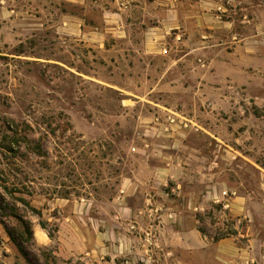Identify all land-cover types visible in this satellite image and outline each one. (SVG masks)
<instances>
[{
  "label": "rangeland",
  "instance_id": "obj_1",
  "mask_svg": "<svg viewBox=\"0 0 264 264\" xmlns=\"http://www.w3.org/2000/svg\"><path fill=\"white\" fill-rule=\"evenodd\" d=\"M254 232L264 0H0V264L208 263Z\"/></svg>",
  "mask_w": 264,
  "mask_h": 264
},
{
  "label": "crops",
  "instance_id": "obj_2",
  "mask_svg": "<svg viewBox=\"0 0 264 264\" xmlns=\"http://www.w3.org/2000/svg\"><path fill=\"white\" fill-rule=\"evenodd\" d=\"M80 4L83 0H62ZM80 19L74 15L62 14L59 21V31L63 35H76V32H81ZM98 37L90 36L85 38L90 43L99 41ZM259 233L254 232L250 234V239L245 247H239L238 244L232 242L230 239H222L213 244L217 255L212 262H206V256L201 252H196L195 256L199 264H244L250 261L252 264H264V241L261 242ZM261 243V244H260ZM247 259V260H246Z\"/></svg>",
  "mask_w": 264,
  "mask_h": 264
},
{
  "label": "trees",
  "instance_id": "obj_3",
  "mask_svg": "<svg viewBox=\"0 0 264 264\" xmlns=\"http://www.w3.org/2000/svg\"><path fill=\"white\" fill-rule=\"evenodd\" d=\"M8 131L11 133V135L4 134L2 139H1V145H2L1 148L3 150L11 152L12 151L11 149H13L11 147H13V146L15 149L19 150L21 147V144L19 142L20 138L25 139L26 141H28V143H32L31 140L27 139V137L19 135V129L17 128V126H13V127L8 128ZM34 149H35V150H33V151H35L34 153H36L37 155H40L41 148L38 144H35ZM26 206H28V205H26ZM42 227H43V225H42ZM19 247L20 246L18 245V248Z\"/></svg>",
  "mask_w": 264,
  "mask_h": 264
},
{
  "label": "built area",
  "instance_id": "obj_4",
  "mask_svg": "<svg viewBox=\"0 0 264 264\" xmlns=\"http://www.w3.org/2000/svg\"><path fill=\"white\" fill-rule=\"evenodd\" d=\"M233 196V194L231 193H228L227 191H222L220 192V194L218 195V197H216V201L218 203H221L222 207L223 208H228L229 204H228V201L229 199H231Z\"/></svg>",
  "mask_w": 264,
  "mask_h": 264
}]
</instances>
